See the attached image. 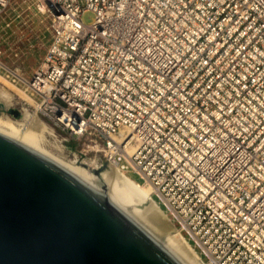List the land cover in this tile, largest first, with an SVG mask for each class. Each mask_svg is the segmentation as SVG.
Segmentation results:
<instances>
[{"label": "built area", "instance_id": "built-area-1", "mask_svg": "<svg viewBox=\"0 0 264 264\" xmlns=\"http://www.w3.org/2000/svg\"><path fill=\"white\" fill-rule=\"evenodd\" d=\"M31 2L39 116L136 173L206 264H264V0Z\"/></svg>", "mask_w": 264, "mask_h": 264}, {"label": "water", "instance_id": "water-1", "mask_svg": "<svg viewBox=\"0 0 264 264\" xmlns=\"http://www.w3.org/2000/svg\"><path fill=\"white\" fill-rule=\"evenodd\" d=\"M0 264L186 263L85 168L0 125Z\"/></svg>", "mask_w": 264, "mask_h": 264}, {"label": "rangeland", "instance_id": "rangeland-1", "mask_svg": "<svg viewBox=\"0 0 264 264\" xmlns=\"http://www.w3.org/2000/svg\"><path fill=\"white\" fill-rule=\"evenodd\" d=\"M93 18L94 13L92 11H86L82 14V20L85 22H91ZM47 26V19L38 14L31 0H10L7 7L0 14V90L11 92L13 95L11 99L13 109L22 111V107L27 108L39 118L41 117L34 110V107L24 104L25 100L28 99L26 94L17 88L11 80L21 86L23 80L28 79L38 67L49 42L50 33ZM8 111L7 114L14 117ZM41 120L56 135V137H53L46 134V141L54 144V139L57 140L55 144H59V152L61 154L66 157L68 155L69 159L76 161L79 165L90 168L97 175L105 171H112V165L104 159L101 153L95 155L91 151L87 153L85 151L81 152V144L79 142L74 140L62 141L61 138L64 133L59 129L53 128L44 119L41 118ZM128 175L133 180L140 181L136 173L129 172ZM160 207L163 208V206ZM164 213L166 222H171L177 227L169 214L166 211ZM196 252L198 253L197 250Z\"/></svg>", "mask_w": 264, "mask_h": 264}, {"label": "bare ground", "instance_id": "bare-ground-1", "mask_svg": "<svg viewBox=\"0 0 264 264\" xmlns=\"http://www.w3.org/2000/svg\"><path fill=\"white\" fill-rule=\"evenodd\" d=\"M11 82L21 89L29 99H26L24 104L34 107V110L37 111L36 99L20 85L14 83V80ZM12 98L11 92L0 90V105L4 109L0 112V125L19 130L59 152L60 146L55 144L57 140L54 139L55 143L52 144L46 141L47 138L45 139L46 134L56 137L54 131L33 112L22 107V111L20 110L22 113L18 110L20 112L19 117H12L7 114L8 110L13 109ZM132 149L133 147H130L128 152H131ZM74 162L76 163V161ZM111 165L112 171H105L99 175L93 173L90 168L80 166L109 187L186 264H206L180 232V229L175 227V224L166 222L165 211L155 200L151 187L147 184L138 183L129 175L122 173L115 163Z\"/></svg>", "mask_w": 264, "mask_h": 264}]
</instances>
